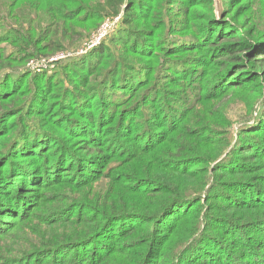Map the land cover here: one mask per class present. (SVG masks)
Returning a JSON list of instances; mask_svg holds the SVG:
<instances>
[{
    "label": "trees",
    "instance_id": "trees-1",
    "mask_svg": "<svg viewBox=\"0 0 264 264\" xmlns=\"http://www.w3.org/2000/svg\"><path fill=\"white\" fill-rule=\"evenodd\" d=\"M158 91L167 123L136 130ZM183 223L172 264H264V0H0V264H169Z\"/></svg>",
    "mask_w": 264,
    "mask_h": 264
},
{
    "label": "rangeland",
    "instance_id": "rangeland-1",
    "mask_svg": "<svg viewBox=\"0 0 264 264\" xmlns=\"http://www.w3.org/2000/svg\"><path fill=\"white\" fill-rule=\"evenodd\" d=\"M213 1H216V0H213ZM111 19L112 18H107L104 20L105 27L102 30V33H101L102 39L99 42L95 43V36L97 35L99 30L101 29V27H102L101 25H103L102 23L90 35V37L87 39L85 44H83L77 48L70 47L72 49L65 50L64 54L58 55V58H57V61L55 62V65L57 63L69 61L70 59L76 58L77 56L85 55L88 53V51L97 48L98 45H101L103 40L106 39V37L114 30V28L118 24L119 19H115V18L113 20H111ZM106 20H108V21H106ZM77 30H78V27H77ZM87 63H95V60H93V59L88 60ZM40 66L45 67L46 64L44 62H35L34 67H40ZM157 93L159 94V96H158L159 98H157L154 102H147L146 104H144L143 108L137 112V120H136V124H135L136 130L141 131L143 129V123H145V121H148V122L150 121L152 123L155 122L159 126H162V124H163L162 119H165L164 122L167 123V117H166L167 104H165L163 102V99L161 98L163 96V92L158 91ZM241 99L242 98H238V97L235 99H232L231 101L228 102V105L225 109V113H226L229 121L231 122V124L234 126L233 129H235V130L237 128L236 125H238V123L241 121V118L245 115V114H243V108L244 107H243V104L241 103ZM201 111H203V109ZM163 113H165V114H163ZM162 114L164 116H161ZM148 115H150V116H148ZM162 117H164V118H162ZM191 125H192V127L196 128V124L194 123V121ZM155 126H157V125H155ZM218 127H219V129H226V126H224L222 124L218 125ZM165 145H167V142H165ZM34 159L38 160V158H34ZM163 165H165V166H162L161 164L156 163L154 166V169L162 174V177L164 178V180L167 183V177L169 175V172L167 170V164L165 163ZM5 168L8 170L10 168V166L8 165ZM15 179H13L10 182L11 185H13L15 183ZM188 179H191V178L188 177ZM22 184L23 183L20 184V182L17 181L15 185L24 187V185H22ZM2 190L5 191V188H3ZM44 190L45 189H42L41 191H44ZM84 192L87 193L86 195H97V192L93 189H91V190L85 189ZM185 209H187V207ZM178 210L179 209H177L175 211L174 216L177 215L176 213ZM214 213H216V212H214ZM232 213H234V212H229V210L227 209L226 214L224 213L225 218H229L230 220L234 221V223L236 222V223L242 224L243 223L242 216L239 213L236 215H232ZM171 219L173 220V219H175V217H172ZM214 221H216V220L214 219ZM232 224L231 225L229 224V227L233 232H235V229L233 228ZM31 227H32V224L30 222H25L21 225H17L15 227L16 229H15L13 235H11L9 237H5V239L2 243L7 245L8 247H10V246L16 247L18 245H22L26 241V237L29 235H32L30 232ZM187 227H188V224L183 223L180 226V228H177L175 231H172L170 233V235H169V233L167 234L168 236L175 237L177 239L176 241H174L172 244L169 245V247L166 251L167 255H170V257L167 259L169 264L173 263L172 259H173V257H175L177 252H180V250H182V249H178L179 248L178 239L181 238L183 235H186ZM58 229H61V228H58ZM11 232H13V230H11ZM208 242L215 244V245L217 244L216 240H214V239H210V240H208ZM220 243H223L225 245V247H224L225 251L229 252V254H231V255H237V253L239 251L241 253L242 247L238 246L237 239H235V238L228 236V237L224 238L223 240H220ZM107 248H110V247H107ZM212 249L214 250L213 247H212ZM240 256H241V258L245 257L244 254H242V253L240 254ZM125 261H126V258L123 259V262H125ZM44 264H46V262H44Z\"/></svg>",
    "mask_w": 264,
    "mask_h": 264
},
{
    "label": "built area",
    "instance_id": "built-area-1",
    "mask_svg": "<svg viewBox=\"0 0 264 264\" xmlns=\"http://www.w3.org/2000/svg\"><path fill=\"white\" fill-rule=\"evenodd\" d=\"M117 19V18H116ZM105 27V25L103 24L102 25V27H101V29L99 30V32L97 33V35L95 36V43H97V42H99L102 38V30H103V28ZM57 58L58 57H56V58H53V59H51L50 60V62H55V61H57Z\"/></svg>",
    "mask_w": 264,
    "mask_h": 264
}]
</instances>
